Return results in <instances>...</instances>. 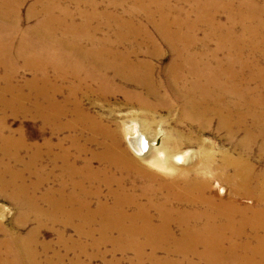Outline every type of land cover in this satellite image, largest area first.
<instances>
[{"label":"bare ground","instance_id":"1","mask_svg":"<svg viewBox=\"0 0 264 264\" xmlns=\"http://www.w3.org/2000/svg\"><path fill=\"white\" fill-rule=\"evenodd\" d=\"M19 1L0 0V14H13L15 5L12 7L11 3L16 2L17 5ZM57 2L58 0H35L42 14L39 26L44 31H63V41L50 42L46 41V37L45 41L51 47L64 50L51 60V66L60 69L63 65L64 69L54 71L56 73L51 76L52 79L55 77L54 85L53 80L46 74L49 72L46 59L35 58L32 54L23 57L25 67L32 73L25 85L32 92L21 91L20 85L13 87L8 80L11 78L10 74L6 75L5 79H0L1 104L12 107L22 115L30 113L39 116L45 125L54 123L58 126L56 120L71 111L69 123L64 126L77 127L80 131L79 139L83 138L85 145L95 144L101 148L98 154L103 156L102 161L107 168L103 169V178L93 185L97 186L95 193L103 185L104 200L118 196V193L121 196L118 189L122 186V178L118 174L123 169L118 167L119 163L126 167V172L136 169L140 178L148 177V185H151L157 175L146 171L142 167V161L160 169L163 174L178 169L179 172L175 171L173 176H180V171L191 170L194 150L186 148L166 155L163 147L154 142L155 137L142 129V122L131 118L125 122L128 146L142 159L139 162L133 161L121 148L115 129L103 124L99 117L86 111L82 104L74 102L75 105L69 106V98L74 94L76 96L77 92L83 97H88L93 92L95 97L104 99V94L112 93L111 90L114 89L124 93L128 99H137L138 104L146 106L150 111H157L160 107L171 110L172 98L182 97L181 120L195 119L196 131H203L211 126L225 127L232 134L231 139L240 133L237 141L239 157L233 158L230 153H225L222 157L223 163L232 166V175L238 179L239 185L229 190V197L226 199L213 202L203 195L202 185L198 181L183 183L179 193L171 195L169 191L172 198L191 206L202 203L203 208L194 213H172L165 211V204L162 203L159 206L163 210L158 211L159 223H154L148 210L142 209L144 205H138L139 201L134 197L113 205L101 204L95 210L91 209L87 200L82 197L89 192L85 186L93 177L88 163L85 162L83 170L75 171L81 174L76 180L71 178L72 170L65 169L66 178L57 189L61 193L69 185L71 191H76L75 201L73 200L76 203L72 201L71 195L66 199L56 198L54 191L48 190V196L45 197L48 205L47 220L52 224L64 222L65 225L72 226L79 235L87 236L91 233V237L94 236L95 229L86 228L97 224V229L101 232L99 234L106 241L113 242L121 251L131 250L136 254L138 263L146 259L149 264H153L151 258L158 251H163L166 255L177 251V255L181 256L180 260L175 263L160 260L159 263L183 264L187 254L195 253V245L199 244L203 248L200 254L208 260L207 264L215 262V253L235 254L237 247L249 255H258L260 264H264V167L256 170L250 162L253 147L257 149L256 158L264 161V0H108L103 11L95 1L73 0L71 4L75 6L76 13L59 7ZM55 9L58 12L57 17L53 15ZM223 14L225 18L221 19ZM137 15H141L142 19L138 21ZM92 18H97L95 27L90 26ZM103 20L106 21L108 30L98 37L97 34L103 31ZM109 30L111 31L108 32ZM198 31L203 32L201 38L197 37ZM71 40H81L87 43V47L80 48L71 43ZM159 41L172 54L163 73L166 81L154 78L156 66L153 57L160 53ZM210 43L212 47H209ZM220 52H224L222 57H219ZM77 61L82 64V72L76 66ZM105 72L120 74L123 80L132 86H139L140 90L115 83ZM91 75L104 79H87ZM69 76L77 79V83L70 81ZM113 83L117 86L114 87ZM64 89L67 91L65 98L57 100V93ZM7 93L11 94L9 99L6 98ZM213 115L220 120H213ZM165 138L167 140L168 136ZM69 139L71 143L77 141L74 135H70ZM21 141L6 136L0 138L1 148L9 144V149L13 147L12 152L13 149L20 148ZM70 150L71 148L65 149L66 159L71 157ZM74 150V155L84 158L82 149ZM49 153L47 151L46 154ZM56 158L57 155L52 153V163L56 162ZM200 167L207 169L208 163L203 162ZM1 180L3 186L11 189H26L24 184L14 180ZM219 181L222 180L211 176L212 188L215 185L218 198L223 199L227 195L228 186ZM163 183L172 184L171 188L179 185L174 179ZM163 183L158 182L155 188L166 189ZM37 187L38 183L35 181L28 188L34 190ZM150 188L141 185L140 190L144 194ZM77 195L80 197L77 198ZM237 195L253 197L255 206L233 204L232 200ZM93 197L97 201L100 199L99 194H94ZM31 199L32 196L29 195V201ZM125 201L130 204L121 205ZM153 205L154 202H147V206ZM130 206H135L136 210L127 213L124 207ZM227 211L233 214L228 216ZM217 216L232 222L223 227L224 230H229L226 237L217 233ZM202 219L206 223L198 225ZM76 220L79 222L75 223ZM83 227L85 231L82 230ZM175 228L179 229L178 234L175 233ZM246 229L250 230L249 235ZM224 238L228 239L225 246L217 248L216 242L223 244ZM25 251L29 252L28 249Z\"/></svg>","mask_w":264,"mask_h":264},{"label":"rangeland","instance_id":"2","mask_svg":"<svg viewBox=\"0 0 264 264\" xmlns=\"http://www.w3.org/2000/svg\"><path fill=\"white\" fill-rule=\"evenodd\" d=\"M72 1L73 0H58L57 4L59 7L67 9L70 13H76L75 6L71 4ZM81 1H95L99 4L98 8L103 11V6H106L108 0ZM11 4L12 7L15 5L13 14H7V12L0 14V79H5V76L10 74L11 78L8 80L13 87L20 85L21 91L31 93L32 90L28 89L25 82L29 81L32 77V73L25 67V60L23 57H27L28 55L31 56L32 54L36 56L35 58L41 57L46 59L49 65V72L46 74L49 79H52L51 76L56 73L54 71L59 72L64 69V66L62 65L60 67L61 70L57 67L54 68L55 66H51V60L54 59L56 55L60 54V51L63 52L64 50L58 49L55 46L51 47L46 41H63V31L58 30L56 32L54 29H52V31H44V29L39 26L42 14L39 10L40 6L35 3V0H20L19 3L17 2V5L16 2H12ZM83 11L85 10L83 9ZM53 15L57 17V9L54 10ZM220 18L224 19L225 15H221ZM136 19L138 21L141 20V15H137ZM96 25L97 18H92L90 26L95 27ZM107 28L106 21L103 20V31L97 34L98 37L104 35L108 30ZM17 29L18 31H16ZM110 31L111 30L108 32ZM110 35L108 34L110 38H113ZM202 35V31L197 32L198 38H201ZM159 42L160 53L157 57H153V63L156 66L154 78L166 81L163 73L172 54L163 42ZM3 43L4 45H1ZM71 43L78 45L80 48L87 47V43L81 40H71ZM212 46V43H210L209 47ZM151 51L153 52V50ZM223 53L224 52H220L219 57H222ZM6 56H8L9 59ZM79 64L80 62L77 61L76 66L80 68L79 70L81 71L82 64ZM34 75L35 77L38 76L35 71ZM105 75L107 77L109 76V79H114L115 83L119 85L136 91L140 90L139 86H132L131 83H127V81L123 80L120 74L105 72ZM69 79L77 83V79H74V77L69 76ZM87 79L104 78H96V76L91 75V77L88 76ZM52 80L55 85V77ZM114 85L113 83V86ZM1 86L0 84V87ZM111 91L112 93L107 92V94H104L105 96L103 97L106 99L95 97L93 92L88 95V97H83L81 93L77 92L76 96L74 94L69 98L70 102L68 105H75V103L82 104L86 111L99 117L103 124H107L109 128L115 129L120 140L121 148L127 152L133 161L137 162L142 159L136 156L128 146L125 122L131 118L138 119L142 122V129L155 137L154 142L157 146L163 147L166 155L186 148L193 149L194 157L191 163L193 164L191 170H182L180 171V176H173L175 171L179 172L178 169H174V171L171 170L169 174H163L160 169L142 161V167L146 171L157 175L156 180H150L151 185H148V177L140 178L136 169L126 172L124 171L126 167H122V164L119 163L118 167L123 169L118 174V176L122 178V186L118 189L121 192V196L120 193H118V196H111L103 200V185L98 187V193H95L97 192V186L93 185L103 178V169L107 168V165L102 161L103 156L98 154L101 148L95 144L85 145L84 139H79L78 135L80 131L77 127L64 126L69 123V118H71L72 115L71 111L68 115L60 116L58 119L60 122L56 120L57 124L59 123L58 126L54 123H50L49 125L46 123L45 125L41 117L30 113L22 115V113L13 110L12 107L2 105L0 102V138L6 136V138L12 140H22L20 148L17 150L13 149L14 153L11 151L13 147L9 149V144L4 148H1L0 144V179L3 178L5 182L8 179L14 180L17 183L24 184L27 189H25L27 192L23 189H21L22 191L16 188L11 189L7 186H3L1 183L2 180L0 181V264H149V261L146 259L138 263L136 254L131 250L121 251L113 242L106 241L104 237L99 234L101 232L97 229V224L89 225V227L86 228V230L90 228L95 229V234L91 237V233L87 236L79 235L72 226H67L64 222L52 224L47 220L48 205L45 201V197L48 196V190L52 189L54 191V197L56 198L66 199L68 195H71L72 201H75L76 191H71L69 185L63 188L61 193H59L57 189L60 187V182L66 178L65 169L70 168L72 170L71 178L76 180L81 174L75 171L83 170V164L85 162L88 163L90 174L93 177L85 186L89 192L87 195L83 194L82 197L87 200L91 209L101 204L110 203L113 205L116 202L125 199L130 200L134 197L136 201H139L138 205H144L142 209L148 210L149 216L154 223H159L158 211L163 210V208L159 206L162 203L165 204V211L172 213H175V211H191L194 213V211L203 208L204 205L202 203L191 206L172 198V194L181 191L183 183L186 184L187 182L198 181L199 184L202 185L203 195L213 202L226 199L229 197V190L239 185L238 179L232 175V166L223 163L222 157L225 153H230V156L236 159L239 157L238 152L240 149L237 145V141L240 138V133L231 139L232 134L225 127L211 126V128L206 127V130L196 131L197 125L195 119L194 121L188 119L190 122L181 120V115L183 113V109L180 107L182 97L172 98L171 110L160 107L157 111H150L146 106L138 104L139 101L137 99H128L125 97L124 93L119 90L115 91L112 89ZM65 93L67 94L66 89L57 93V100H63L66 95ZM10 95V93H7L6 98L8 97L9 99ZM217 119L220 120L218 116L213 115V120ZM185 124L190 125L185 126ZM81 134L83 135V133ZM70 135L77 137L75 143H71V139H69ZM166 135L168 136L167 140L166 138L164 139ZM100 138L101 136H99V139ZM67 148H71L70 159L64 157V152ZM78 148L84 151V158L83 156L79 158V156L74 155V149ZM47 151H50V153L46 154ZM252 152V159L250 162L255 166V169L258 170L264 167V161H260L256 158L255 154L257 149L253 147ZM52 153L58 157L55 163H52L50 160ZM46 155L48 157H46ZM29 159L34 160L32 162ZM203 162L208 163L207 169L200 167ZM220 170L222 171L221 173L219 172ZM211 176L222 180L219 182L228 186V192L225 198H218L216 193L217 187L214 185V189L212 188ZM223 177H225L224 180ZM171 179L177 180L179 185L171 188L172 184L166 185L163 183ZM35 181L38 183V187L34 190H30L28 188L29 185L33 184ZM158 182L163 183L166 189L155 188ZM141 185L151 187L150 191L142 194L140 190ZM94 194L100 195L99 201H97V198L93 197ZM29 195L32 196L30 201ZM79 197L80 196L77 195V198ZM149 201L154 202V205L147 206V202ZM232 202L239 206H255L253 197L244 198L237 195L233 198ZM124 204L130 203L128 201L121 203V205ZM124 210L127 213H132V210H136V207H124ZM101 211L103 212V209ZM232 214V212H229L228 216ZM78 222V220L75 221V223ZM204 223L206 222L202 219V222L199 221L198 225ZM230 223H232L230 220L225 221L221 216H217V233L226 237L229 234V230H224L223 227ZM84 228L85 227H83L82 230ZM174 230L176 234L179 233V229L175 228ZM246 232L247 235H249L250 230L246 229ZM227 240V238H224L223 244H221V242H216V247L221 248L225 246ZM235 244L236 246L238 245L236 242ZM172 248L173 250H177L175 247ZM25 249H28L29 252L26 253ZM202 250L203 248L199 244L195 245V253H188L183 260V264H207L208 260L200 254ZM242 251L243 249L237 247L235 254L231 252H225L223 254L215 253V262L212 264H260L258 255H249ZM249 257L251 259H248ZM180 259L181 256L177 255V251H174L170 255H166L163 251H158L155 253V257L151 258V261L153 264H162L159 263L160 260H167L175 263Z\"/></svg>","mask_w":264,"mask_h":264}]
</instances>
